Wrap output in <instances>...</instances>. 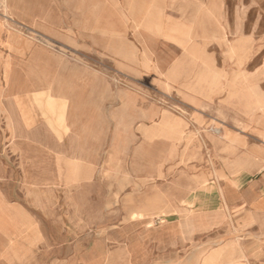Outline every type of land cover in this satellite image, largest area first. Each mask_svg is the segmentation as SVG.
Wrapping results in <instances>:
<instances>
[{"label": "rangeland", "instance_id": "rangeland-1", "mask_svg": "<svg viewBox=\"0 0 264 264\" xmlns=\"http://www.w3.org/2000/svg\"><path fill=\"white\" fill-rule=\"evenodd\" d=\"M16 1L25 21L0 0V141L29 117L52 149L46 174L0 180V264L100 263L130 220L178 219L264 155V0ZM81 13L84 36L53 25Z\"/></svg>", "mask_w": 264, "mask_h": 264}, {"label": "crops", "instance_id": "crops-1", "mask_svg": "<svg viewBox=\"0 0 264 264\" xmlns=\"http://www.w3.org/2000/svg\"><path fill=\"white\" fill-rule=\"evenodd\" d=\"M16 2L8 0L12 11ZM58 3L72 8L88 1L59 0ZM104 3L109 5L113 1L104 0ZM89 4L98 9L100 2L91 0ZM15 14L13 11L15 18L25 21L23 16ZM33 18L45 23L51 20L44 16ZM74 18L83 20V13L76 17L61 16V23L53 25L61 26L67 37L84 36L69 23ZM19 99L18 104L23 105L24 98ZM25 122L24 128L11 126L12 139L0 141V180L14 179L17 162L16 166L23 165L22 171L28 174L47 173L46 159L51 157L52 147L30 139V118ZM225 174L221 183L209 185L201 190L203 194L194 195L178 219L156 222L134 217L117 232L118 236L107 237L106 252L97 264H264V155L236 158ZM75 264L90 263L78 258Z\"/></svg>", "mask_w": 264, "mask_h": 264}, {"label": "bare ground", "instance_id": "bare-ground-1", "mask_svg": "<svg viewBox=\"0 0 264 264\" xmlns=\"http://www.w3.org/2000/svg\"><path fill=\"white\" fill-rule=\"evenodd\" d=\"M4 16V15H3ZM6 19V18H5ZM24 26V25H23Z\"/></svg>", "mask_w": 264, "mask_h": 264}]
</instances>
